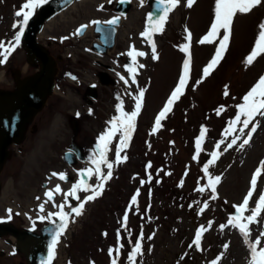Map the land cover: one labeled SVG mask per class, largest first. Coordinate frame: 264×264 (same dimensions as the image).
Here are the masks:
<instances>
[{"label":"rangeland","instance_id":"1","mask_svg":"<svg viewBox=\"0 0 264 264\" xmlns=\"http://www.w3.org/2000/svg\"><path fill=\"white\" fill-rule=\"evenodd\" d=\"M39 1L0 0V88L15 86V70H35L14 24ZM132 1L106 57L85 51L92 36L74 38V27L105 20L115 9L108 0L76 2L41 33L63 58L55 92L31 121L38 128L0 173V215H68L74 228L52 264H264V0H178L160 26L146 0ZM122 50L133 66L117 63L119 83H99L88 106L89 83ZM73 113L88 160L70 167L62 154ZM8 247L0 264L24 262Z\"/></svg>","mask_w":264,"mask_h":264},{"label":"water","instance_id":"2","mask_svg":"<svg viewBox=\"0 0 264 264\" xmlns=\"http://www.w3.org/2000/svg\"><path fill=\"white\" fill-rule=\"evenodd\" d=\"M73 0H46L38 11L32 16L27 23L22 36L23 46L27 51V58L34 66L39 69L31 75L20 79L17 74L16 87L14 89L0 88V171L5 160L9 157L8 147L13 142H21L27 126L33 116L43 107L48 95L53 91L54 76L56 73V61L49 54L46 48L37 42V33L43 27L45 20L49 19L53 14L59 12L68 6ZM155 9L152 14L153 20L160 22L164 15H167L173 8L175 2L168 6L166 1L156 0L153 2ZM120 22V18L110 20V26L102 25L100 22L96 24V32H99V38L103 40V46L98 44L99 50L106 52L108 47H112L115 43L116 24ZM103 78V82H104ZM95 96L97 92L91 91ZM70 122L74 129L75 135L80 130L79 121L71 118ZM81 156V147L74 141L71 145ZM64 157L69 163H75L73 153L68 151ZM0 235L4 231L14 232L19 240L24 239L25 232L17 231L12 225H0ZM66 227V220L61 218L58 221L48 225L43 236L32 235L36 241V247L30 254V264H42L41 262L49 261V254L52 251L59 233ZM4 230V231H3ZM40 237L37 241L36 238Z\"/></svg>","mask_w":264,"mask_h":264},{"label":"flooded vegetation","instance_id":"3","mask_svg":"<svg viewBox=\"0 0 264 264\" xmlns=\"http://www.w3.org/2000/svg\"><path fill=\"white\" fill-rule=\"evenodd\" d=\"M119 57H121V55H120ZM15 222H16V221L13 220V224H14V225H16V226H18V227L23 226L22 224H17V223H15ZM46 222H47L46 220H43V221L37 220V221L31 223V224L28 226V228L31 229V230H34V231H36V232H40L42 226H43ZM9 237H11V236H10V235H6V236L4 237V241L7 242V239H8ZM2 252H3V251H2ZM7 255L9 256V254H7ZM17 255H19L21 258H23V260L26 261V254H25V252H24L23 250H21L20 248H15V243H14L13 252L10 254L9 257H13V258H14V257L17 256ZM11 264H14V263L12 262ZM20 264H25V262L20 261Z\"/></svg>","mask_w":264,"mask_h":264},{"label":"bare ground","instance_id":"4","mask_svg":"<svg viewBox=\"0 0 264 264\" xmlns=\"http://www.w3.org/2000/svg\"><path fill=\"white\" fill-rule=\"evenodd\" d=\"M90 1H91V0H81L80 3H78V4L84 6L85 9H86V8H88V6H89V4H87V3H89ZM78 4L75 3L74 8H75ZM70 8H72V7H70ZM70 8H68V9H70ZM61 13H62V12H61ZM61 13H60V14H61ZM60 16H61V17H66V13L63 11V13H62ZM55 21H56V20H52V19H50V20L46 23V26H44L43 31H45V29H46L47 26L50 27L51 25L55 24ZM241 26H242V25H241ZM40 36H41V35H40ZM258 68H259V67H258ZM258 68H257V69H258ZM257 69H256V70H257ZM256 70L252 71V74L255 73Z\"/></svg>","mask_w":264,"mask_h":264}]
</instances>
